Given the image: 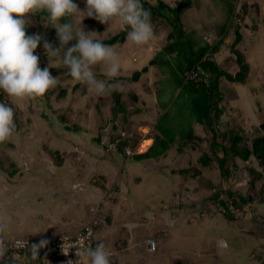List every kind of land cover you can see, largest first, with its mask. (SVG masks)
Returning a JSON list of instances; mask_svg holds the SVG:
<instances>
[{
  "label": "rangeland",
  "instance_id": "374dc122",
  "mask_svg": "<svg viewBox=\"0 0 264 264\" xmlns=\"http://www.w3.org/2000/svg\"><path fill=\"white\" fill-rule=\"evenodd\" d=\"M163 1L177 10L182 5H176L180 0ZM76 3L85 9V0ZM227 5L235 7L232 16ZM37 11L29 17L26 34L40 33L59 46L47 17H36ZM180 17L189 35L187 43L196 50L207 39H211L210 45L217 39L222 41L214 59L232 74L239 70L232 43L236 28L240 29L242 38L235 48L249 71L243 83L219 80L222 113L217 123L213 119L211 124L216 123L221 137L225 136V145L228 136L239 134L240 146L249 147L262 135L264 125V0H191ZM89 18L94 17H85L82 27L96 32L94 38L102 41L126 26L119 18L109 23L86 22ZM71 19L78 25L77 17ZM164 22H156L157 32L142 45L127 37L108 44L118 53L119 74L108 77L102 63L93 69L100 79L119 81L117 90L98 94L65 74L67 69L52 59L49 70L60 81L44 95L13 98L5 94L14 119L21 123L18 132L0 141V223L5 225L0 239L7 246L16 238L47 237L48 230L53 233L58 225L54 219L60 217L84 222L77 231L63 224L57 228L66 231L64 234H75L91 219L90 208L95 207L109 217L95 228L94 238L96 243L97 238L105 243L111 264H264V200L258 191L264 184V168L256 159L244 162L228 150L225 169L229 172L222 178L212 152L222 157V147L212 142L211 132L196 124L194 97L183 86L178 68L183 54L162 51L172 30ZM223 25L226 32H221ZM42 43L36 49L41 68L49 65ZM182 48L186 52L189 46ZM154 59L169 62L150 65ZM145 67L148 70L133 81L132 75ZM62 88L67 92L59 98ZM118 92L122 97L120 113L114 111ZM62 114L68 124L59 121ZM75 124L79 130H74ZM192 127L203 138L195 147L184 144ZM108 131L127 138L128 147L139 153L150 147H143L145 138L154 141L158 134V145L150 158L125 157L98 144V138L106 143ZM57 153L64 161L57 159ZM204 154L211 162L201 176L193 177L191 173L201 166ZM9 165L14 167V175L8 173ZM249 167L258 172L255 177ZM183 168H191L190 173H179ZM114 183L120 188L115 202L110 201ZM43 187L48 193L62 189V194L38 201ZM65 187L70 190L63 192ZM40 204V216L29 214ZM52 224L56 226L50 227ZM148 240L155 242L154 249H148ZM125 245L121 250L126 251L119 253L118 247Z\"/></svg>",
  "mask_w": 264,
  "mask_h": 264
},
{
  "label": "clouds",
  "instance_id": "9594fccd",
  "mask_svg": "<svg viewBox=\"0 0 264 264\" xmlns=\"http://www.w3.org/2000/svg\"><path fill=\"white\" fill-rule=\"evenodd\" d=\"M85 4V9H80L76 0H0V91L13 98L44 95L60 81V77L49 70L52 59L67 69L65 74L98 94L119 88V81L100 79L93 69L94 65L102 63L107 76L116 77L120 71L118 53L111 45L94 38L96 32L85 31L81 22L85 17H94L100 23L119 18L128 27V40L142 45L154 36L151 10L143 6L142 0H85ZM36 10L47 13L48 24L55 28L59 46H54L40 33L26 34L29 17ZM71 17L78 18V25ZM41 41L49 60V65L43 68L35 51ZM15 129L13 107L0 101V141L12 136ZM4 227L0 223V231ZM91 231L71 241L62 238V253L67 256L74 250L79 257L77 261L69 259L66 264H111L105 243L99 241L93 245L90 242ZM16 243L28 247L31 257L37 259L39 250L49 241L42 238L30 245L27 241L17 240ZM6 251L7 245L0 239V256Z\"/></svg>",
  "mask_w": 264,
  "mask_h": 264
},
{
  "label": "trees",
  "instance_id": "16d2710c",
  "mask_svg": "<svg viewBox=\"0 0 264 264\" xmlns=\"http://www.w3.org/2000/svg\"><path fill=\"white\" fill-rule=\"evenodd\" d=\"M143 6L145 8H149L151 10V22L154 28V32H157V24L156 22L160 21L161 24H165L164 20L171 26V32L168 35V44L165 45L163 48V52L165 54L171 55L173 53L183 54V58L181 60L182 64L178 67L179 71L182 76V82L183 86L186 88L185 91L190 94L192 97V108L194 111V114L196 116V121L198 125L201 126L202 129L205 131H209L212 134L213 143L217 145L218 147L221 145V152L222 157H220V153L215 152L213 150L212 152L218 159V166L221 171L222 178L225 179L226 175L229 171H226V165L229 162L230 155H228V150L232 153L233 157L238 158L241 161L247 162L249 158H254L258 161V164L264 168V125H261V128L263 130L262 135L255 137L251 145L249 147L247 146H240V143L242 141V137L239 134H235L233 136H228L226 139L227 144L225 145V136L220 135V131L216 125L221 113L222 108L219 106V103L221 101V95L219 94V80L221 78H224L225 80L229 82H238L243 83L247 77L249 66L248 63L244 61L242 53L237 50L235 47L240 42L242 35L240 33V29L237 27L235 30V40L232 43V50L236 55V62L239 65V70L232 74L226 70H224L214 59L215 54L219 52L220 46H221V40H216L214 45H210V43L205 42L206 44L200 45L199 48L196 50L195 45L192 43H187V36L188 33L185 31L182 19L180 17L182 9L186 6H190L191 0H180L177 2L176 5H181L179 10H177V6L173 7L170 6L168 3L164 2L163 0H142ZM227 11L229 16H232V14L235 12V7L232 5H227ZM41 15H45L47 17V13L40 10L35 13L36 17H40ZM95 18H89L86 20V22H94ZM51 30L54 34H56L55 28L51 27ZM127 31L128 27L125 26V28L116 36L112 37L110 40L102 41L105 44H113L116 42H122L127 37ZM227 31V26L223 25L221 26V32ZM222 34V33H221ZM185 42V43H183ZM189 46L187 51H183L182 46ZM37 53V50H35ZM40 58V57H39ZM168 60H160L159 62L157 60H151V64H168ZM193 67H198L197 72L199 75V81L197 83L194 82H185L184 81V75L185 72L189 69H192ZM148 70L147 67L143 68L141 72L134 73L131 77L133 81H136L139 79V76L142 72H146ZM66 89H61L59 93V98L65 97L66 95ZM121 93H115L114 95V111L117 113L122 112L120 101H121ZM6 95L2 91H0V101H3L6 103ZM133 98H137V96H133ZM20 114V113H19ZM21 115V114H20ZM215 120L216 123L212 125V120ZM16 123V129L14 133L18 132L20 130L21 123L14 119ZM59 121H65L67 123L68 118L66 115H60ZM68 124V123H67ZM67 126V125H66ZM114 126V125H113ZM74 130H79L80 127L75 124L73 125ZM103 126L101 129H104ZM70 130V129H69ZM109 132V133H108ZM107 132V139H109V143H103L100 138L97 139V142L99 145H102L105 150H109L116 153H121L125 157H127L124 154V149L129 146V140L125 137H121L120 135H112L110 133L111 131ZM158 134H155L154 141L152 145L147 149V151L143 153H135L132 156L135 159H145L150 158L158 145ZM221 139V141H219ZM203 138L198 133L194 132V128L192 127L189 129V131L186 133L184 137V144L191 143L194 147L198 145L199 143L203 142ZM222 142V143H220ZM114 144V147L112 146ZM219 154V155H218ZM58 155V153H57ZM60 155H58L57 159L60 160ZM64 161L63 158L60 160V162ZM211 162L210 156L204 154L202 157H200V163L201 166L199 168H194L193 172L191 173L194 176H201L202 170L205 167L209 166V163ZM8 173L10 175L15 174V169L13 166L9 165V168L7 169ZM191 168L189 169H181L179 170V173L181 174H189ZM249 172L251 176L255 177V175L258 174L255 169L252 167H249ZM260 174V173H259ZM20 175V174H19ZM259 176V175H258ZM223 179L221 180L220 187L223 188ZM120 188L119 186L114 183L111 191H114V193L111 194L110 201H116V198L118 197ZM261 197L264 200V184H261L258 189ZM226 192V191H225ZM234 193V192H233ZM235 194V193H234ZM264 202V201H263ZM103 214V213H102ZM106 221H109V217L105 216ZM35 240L42 239V237L38 236L33 238ZM47 239V238H46ZM53 239V238H52ZM7 245V244H6ZM54 256L49 253V251L45 248L39 250L38 258L34 259L31 257L29 248L21 249V250H11L7 246V251L4 256H0V264H55Z\"/></svg>",
  "mask_w": 264,
  "mask_h": 264
},
{
  "label": "built area",
  "instance_id": "2783aa9c",
  "mask_svg": "<svg viewBox=\"0 0 264 264\" xmlns=\"http://www.w3.org/2000/svg\"><path fill=\"white\" fill-rule=\"evenodd\" d=\"M208 43L211 42V39L206 40ZM198 67H193L192 69H189L188 71L185 72L184 75V81L185 82H194L197 83L199 81V75L197 72ZM199 69V68H198ZM109 143V139H107L106 143ZM114 147V144L112 145ZM140 151H135L129 147H126L124 149V154L129 157L132 156L135 153H139ZM90 211L92 212L93 216L91 219L85 223L82 228L75 234H63L60 236H57L53 239H47L49 241L48 245L45 247L54 256V261L55 264H66V262L71 259L73 261H77L79 257L75 254V251L72 250L68 253L67 256H65L62 251H61V244H62V238H68V240H75L76 238L79 237L80 234L87 232L89 229H91V237H90V242L95 245V228H97L101 221L105 219L104 215L101 213L99 209H95V207H91ZM17 240L28 242L30 245L31 243L39 242L40 239L35 240V239H21V238H16L13 239L12 241L9 242L8 248L11 250H21V249H26L28 247H25L23 245H17ZM147 247L149 250H152L155 248V242L153 240H148L147 241Z\"/></svg>",
  "mask_w": 264,
  "mask_h": 264
},
{
  "label": "crops",
  "instance_id": "0c3cea01",
  "mask_svg": "<svg viewBox=\"0 0 264 264\" xmlns=\"http://www.w3.org/2000/svg\"><path fill=\"white\" fill-rule=\"evenodd\" d=\"M176 1H178V0H176ZM184 26V25H183ZM184 29H185V27H184ZM216 55V54H215ZM149 135V134H148ZM146 136V135H145ZM147 137V136H146ZM152 138V137H151ZM144 140V145H143V147L145 148V147H147L148 145H152V143H153V141H152V139H150V138H145V139H143ZM151 143V144H150ZM71 186H74V184H72ZM70 186V187H71ZM76 186V185H75ZM44 188V190H42L41 192V196L40 197H38V201H43V197H44V200L45 199H54V198H56V197H58L59 195H60V193L62 194V192H61V190L62 189H60L59 191L58 190H56V191H52L51 193H48L47 192V190H45L46 188L45 187H43ZM68 190H70V189H67L66 187H65V190H63V192H67ZM60 192V193H59ZM94 195H95V193H94ZM60 200L62 199L61 197L59 198ZM40 209H41V204L36 208V209H30L28 212H29V214H31V215H41V212H40ZM54 222H56L58 225H57V227L55 228V229H53V233L50 231V230H48V236L47 237H42V236H40V237H42V238H47V239H52V238H55V237H57V236H60V235H62V234H64V233H66V231L65 232H59L58 230L59 229H57L58 227H60V225L61 224H63V225H65L64 226V228H68L69 230H71V229H75V231H77L79 228H80V226L84 223H78L77 221H75L74 219H69V220H67V221H65V220H62L61 219V217L60 218H55L54 219ZM55 223V224H56ZM56 225H51L50 227H55ZM79 226V227H78ZM70 227V228H69ZM68 230V231H69ZM56 231H58V232H56ZM35 237H38V236H35ZM35 237H33V238H35ZM97 240V242H99V241H101L100 239H96ZM123 248H126V245L124 246V247H118V249H120V250H118V252L120 253V251H123V250H121V249H123ZM124 251H126L125 249H124ZM123 251V252H124Z\"/></svg>",
  "mask_w": 264,
  "mask_h": 264
},
{
  "label": "bare ground",
  "instance_id": "6f19581e",
  "mask_svg": "<svg viewBox=\"0 0 264 264\" xmlns=\"http://www.w3.org/2000/svg\"><path fill=\"white\" fill-rule=\"evenodd\" d=\"M104 215V214H103ZM104 217H105V215H104Z\"/></svg>",
  "mask_w": 264,
  "mask_h": 264
}]
</instances>
